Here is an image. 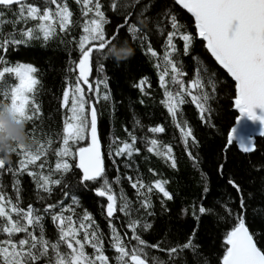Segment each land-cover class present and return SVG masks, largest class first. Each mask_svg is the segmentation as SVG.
I'll return each mask as SVG.
<instances>
[{
  "label": "snow or ice",
  "instance_id": "obj_1",
  "mask_svg": "<svg viewBox=\"0 0 264 264\" xmlns=\"http://www.w3.org/2000/svg\"><path fill=\"white\" fill-rule=\"evenodd\" d=\"M141 2L142 0H111L110 9L114 13L119 9L126 14L123 16V22L117 24L113 34L106 36L105 25L110 21L102 10L101 0H76V3L81 5L82 14L86 19L83 24V35L78 41L80 53L78 62L73 61L75 67L69 69L78 70V74L75 83H67L62 93L61 107L67 109L70 115L63 120L62 144L54 152L57 158L54 168L49 167L44 171L47 160L42 161L53 143L50 138L44 142L36 141L34 148L17 146L13 151V154L18 156L15 167L11 161L6 162L0 158V172L6 170L12 173L15 190L13 201L0 186V236H6L0 239V264H110V258L105 252L103 234L92 215L84 211L74 220V206H79L76 196H71L72 203L66 205L65 200L69 196L68 191H65L64 199L47 203L43 207V215L40 214L41 209L34 208L31 203L26 208L21 207L20 181L15 177L25 172L35 181L38 199L41 201L46 198L39 196L40 192L48 193L50 197L55 187L67 185L66 178L73 181L74 187H87L89 182L97 185L95 195L107 199L105 210L111 229L110 247L116 254L115 264H169V261L176 264L177 257L187 264V257L182 256V253L185 250L197 252V245L194 243L195 233L183 244L177 243L174 246L170 241L150 244L138 234V230L150 229L152 225L132 218L131 214L134 211L132 202L123 192L119 197L115 194L113 182L107 177L105 160L101 153L96 105L100 102L99 86L104 81L98 80L95 86L90 82L93 61L95 60L98 71H104L103 62L110 59L105 49L114 44L113 41L118 39L122 28H126L133 39H141V42L147 40V34L139 36L143 32L141 26H146L152 19L147 13H151L157 4L160 7L154 16L156 34L158 36L166 34L165 50L163 56L158 57V52L149 43L147 52L160 61L157 68L162 69L159 75L160 86L164 89L165 96L162 103L167 107L175 126L180 128L185 150L194 164L198 162V156H193L189 150V138L193 145L198 144V141L187 120L181 119L177 122L178 115L183 116L180 106L189 102L194 104L199 110L201 121L208 124L212 111L210 101L217 99L219 87H227L222 85L218 74L211 66L202 62L194 64V78L186 83L184 77L187 73L184 71L181 56H192L194 61H198V57L192 52L193 34L180 22L175 9L167 0H144L143 6L136 13L137 21L130 22L136 5H140ZM172 2L191 13L195 19L196 34L206 42L207 51L235 82L233 105L238 110L239 119L236 121L237 126L232 127L227 134L226 146L222 151L226 153L228 148L238 145L239 151L244 154L254 152V136L242 135L239 129L244 117L253 122L259 121L262 127L258 134L264 137V0H172ZM14 5L18 6L15 23L21 21L27 23L29 20L37 23L20 31L19 39L16 34H10V38L0 39V85L5 89L0 92V99L4 101L0 104L9 103L20 119L30 122L38 120L41 114V105L36 100L38 86L41 85L38 79L39 70L30 63L13 64L7 59V53L11 45L26 43L41 36L45 41L50 40L56 35L57 25L60 32L67 31L73 23L71 19L73 13L69 10L66 0L39 2L33 0L32 3L28 0H0V9L10 10ZM130 8L133 11H129ZM89 13H92L90 19ZM3 17L4 12L0 11V26L5 23ZM176 39L182 41V50L174 42ZM120 63L116 62L117 67ZM13 76L18 82L9 85L7 78ZM146 83L147 78H142L135 86L143 93V86ZM84 86H87V91ZM102 99L109 101L110 95L106 92ZM257 109L259 111H256ZM136 124L140 125V121L137 120ZM148 131L154 134L164 133L165 127H151ZM128 135L131 143L121 141L122 146L115 148L114 156L132 157L134 153H139L140 150L136 148V135L131 132ZM88 139L90 143L87 146H79L80 142ZM144 139L149 153L166 158V162L171 161V168H177L171 145H165L156 138L150 141L146 137ZM113 144H116V140H113ZM149 144L151 146H148ZM38 161L42 162L37 164ZM30 165L33 168L30 169ZM224 167L223 163L218 164L217 171L220 175H223ZM75 170H79V175ZM149 171L152 172L151 169ZM127 179L131 187L136 189L140 207L148 215L152 214L147 211L152 207L149 194L154 190L162 193L167 200L173 199L172 194L165 188L166 180L145 184L140 177L133 179L129 176ZM119 182L120 177H117L114 183ZM228 184L237 193L239 204L233 226L224 236L226 250L221 264H264V250L258 247V239L246 226L249 204L244 190L236 179L230 178ZM204 192L207 193L208 189L205 188ZM198 211L200 214H207L210 210L201 206ZM253 211L257 215H264V208H256ZM117 212L128 217V229L132 232L130 239L136 242L134 245L126 244L112 223V218ZM227 215L232 216L233 211L229 209ZM45 216L51 217L56 229L55 240L47 236ZM17 234H23L22 238L15 239ZM164 244L168 246H162ZM86 247H90L92 252L88 253ZM147 249L165 252L168 261L156 255L150 256ZM196 264H200V261L197 260ZM203 264H208L206 258Z\"/></svg>",
  "mask_w": 264,
  "mask_h": 264
},
{
  "label": "trees",
  "instance_id": "obj_2",
  "mask_svg": "<svg viewBox=\"0 0 264 264\" xmlns=\"http://www.w3.org/2000/svg\"><path fill=\"white\" fill-rule=\"evenodd\" d=\"M32 3L33 0H28ZM39 2V0H36ZM69 10L73 13L71 19L72 25L65 32H60L57 25L56 35L48 41L42 36L39 39L28 40L26 43L11 45L7 53V59L13 64L30 63L37 67L38 79L41 85L38 86L36 100L41 105L40 118L27 122L26 131L32 141V147L36 146V141L44 142L51 139L50 150L46 158L47 164L44 171L49 167L54 168L56 157L54 152L62 144L63 120L70 115L67 109L61 107L62 93L67 83H75V77L78 70L69 71L74 68L73 61L78 62L79 51L78 41L83 35V24L85 17L82 14L80 4L76 0H66ZM102 10L105 11L106 18L110 21L105 25L106 36H111L117 24L123 22V16L119 9L114 13L110 9L111 0H101ZM167 2L175 9L178 19L185 25L187 31L194 36L192 52L198 57L194 61L192 56H181L184 64V71L187 75L185 82L194 78V64L204 63L218 74L222 85L219 87L217 99L210 101L212 109L210 114V123L206 124L199 117V110L192 103H186L180 106L183 116L177 117V122L185 119L188 126L192 128L198 144L193 145L189 138L190 151L193 156H198V162L189 158L185 150L180 128L176 127L172 117L167 111V107L162 101L165 99L164 89L160 86L159 75L162 69L157 68L158 58H154L147 52L149 43L158 52V57L164 53L166 34L158 36L156 34L154 16L160 5L147 13L150 19L146 26H141L143 32L139 36L147 34L148 39H133L126 28L120 30V36L113 41L114 44L127 42L134 51V56L120 63L117 67L114 59L105 60L104 71H98L95 60L93 61V75L90 82L95 86L96 82L104 81L100 84V102L96 105L98 109V136L102 156L105 160L106 174L113 182V190L119 197L123 192L132 202L134 211L132 218L140 219L141 222H147L152 225L150 229L138 230L150 244L158 241H170L171 245L177 243L183 244L195 233L194 243L197 245V252L185 250L182 256L187 257V264H196L199 260L203 264L207 259L208 264H221L224 254V236L233 226L235 213L238 209L239 197L235 190L228 184L230 178L236 179L244 190L249 210L246 214V226L250 232L255 234L258 239V247L264 250V215H257L253 209L264 208V137L259 134L254 136L255 151L250 154H244L239 151L238 145H233L224 153L222 150L226 146V137L229 130L234 126L239 118L238 110L234 108L235 83L227 72L215 61L214 57L207 51L205 42L196 34L195 22L191 15L178 5H174L172 0ZM144 0L140 5H136L130 22L137 21L136 13L143 6ZM53 9L55 6H52ZM4 12L2 18L5 23L0 26V39L10 38V34H16L19 39V32L33 27L36 21L29 20L27 23L21 21L15 23L17 19L18 6L9 9H0ZM92 17L89 13L88 19ZM170 30V28H169ZM178 48L182 50L183 43L179 39L174 41ZM90 46V45H86ZM111 47V45H109ZM107 51V49H105ZM147 78V83L143 86L142 93L135 85L140 79ZM8 84L15 81L14 76L7 78ZM168 77H166V80ZM105 84L107 87H105ZM87 91V86H84ZM3 85H0V92L4 91ZM110 95L109 101L102 99L105 93ZM190 100V97L188 98ZM95 101V96L93 97ZM0 102H4L0 99ZM140 121V125L136 121ZM163 126L164 133H151L148 131L151 127ZM131 132L137 137L136 148L140 151L134 153L132 157L127 155L114 156L117 146H122L121 141L131 143L128 133ZM149 141L152 138L158 139L165 145H171L173 156L177 161V168H171V161L166 162V158L149 153L145 145V139ZM116 140V144H113ZM87 144V140L80 142L79 146ZM148 146H151L150 144ZM75 150V149H74ZM10 161L15 167L18 156L12 154ZM42 161H38L37 164ZM76 161H73L75 163ZM223 163L224 173L220 175L217 171L218 164ZM33 168V166H29ZM260 168V171L255 170ZM152 170V172L149 171ZM79 175V170H75ZM153 172L155 175H153ZM136 179L140 177L145 184L154 183L156 180H166L165 188L169 191L173 199L167 200L162 193L154 190L149 194L152 207L148 209L151 215L140 207V200L137 198L136 189L131 187L127 177ZM120 177V182L114 183L115 179ZM20 181L21 187V207L26 208L29 203L34 208L42 209L47 203H54L64 199L63 193L68 191L69 198L65 200L66 205L72 203L71 196H76L79 206L75 207L74 220L81 216L84 211L89 212L98 225L99 231L103 234L105 252L110 258V264H115L114 249L110 247L111 229L109 227V218L106 215V197L95 195L96 184L88 183L87 187H74L73 181L66 178L67 185H61L54 188L52 195L40 192L39 196L46 199H38L35 181L26 172L15 177ZM14 177L12 173L0 172V186L7 196L15 201V190L13 188ZM208 192L205 193L204 189ZM204 206L210 210L207 214H200L199 207ZM231 209L232 216L227 212ZM71 213H65L69 215ZM15 214H13L14 216ZM125 243L129 246L136 242L131 240L132 232L128 229V217L123 213L117 212L112 218ZM44 225L47 236L53 240L56 238V229L50 216H45ZM23 234H17L15 239L22 238ZM6 236H0L4 239ZM167 247V244L162 245ZM88 253L92 252L90 247H86ZM151 255H156L161 259L168 261L165 252L156 249H147ZM169 264L171 262L169 261ZM176 264H184V261L177 257Z\"/></svg>",
  "mask_w": 264,
  "mask_h": 264
},
{
  "label": "clouds",
  "instance_id": "obj_3",
  "mask_svg": "<svg viewBox=\"0 0 264 264\" xmlns=\"http://www.w3.org/2000/svg\"><path fill=\"white\" fill-rule=\"evenodd\" d=\"M134 54V49L126 41L120 44H112L107 49L108 57L116 62L129 60ZM26 126L27 122L15 114L9 103L0 104V158L6 162L10 161L17 146H32Z\"/></svg>",
  "mask_w": 264,
  "mask_h": 264
},
{
  "label": "water",
  "instance_id": "obj_4",
  "mask_svg": "<svg viewBox=\"0 0 264 264\" xmlns=\"http://www.w3.org/2000/svg\"><path fill=\"white\" fill-rule=\"evenodd\" d=\"M186 10V9H185ZM187 11V10H186ZM191 15V13H189ZM192 17V15H191ZM194 22H195V19L194 17H192ZM200 38V37H199ZM202 39V38H201ZM205 42V41H204ZM206 44V42H205ZM222 67V66H221ZM225 70V69H224ZM226 71V70H225ZM235 83V82H234ZM256 111H259L258 109ZM239 119V118H238ZM236 123L234 124L233 127H236ZM262 127V125L260 124L259 121H256V122H253V121H250L248 120L246 117L243 118L242 120V123H241V126H240V132L242 135H246V136H255L256 134L259 133V130L260 128ZM231 130V129H230ZM229 130V131H230ZM257 131V132H256ZM90 143V139L87 140V144H85L84 146H87L88 144ZM101 148V146H100ZM101 153H102V150H101Z\"/></svg>",
  "mask_w": 264,
  "mask_h": 264
},
{
  "label": "bare ground",
  "instance_id": "obj_5",
  "mask_svg": "<svg viewBox=\"0 0 264 264\" xmlns=\"http://www.w3.org/2000/svg\"><path fill=\"white\" fill-rule=\"evenodd\" d=\"M257 132V131H256Z\"/></svg>",
  "mask_w": 264,
  "mask_h": 264
},
{
  "label": "rangeland",
  "instance_id": "obj_6",
  "mask_svg": "<svg viewBox=\"0 0 264 264\" xmlns=\"http://www.w3.org/2000/svg\"><path fill=\"white\" fill-rule=\"evenodd\" d=\"M18 82V81H17Z\"/></svg>",
  "mask_w": 264,
  "mask_h": 264
}]
</instances>
